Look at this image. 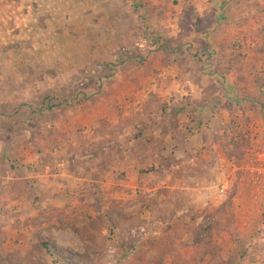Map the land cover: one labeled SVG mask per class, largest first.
Masks as SVG:
<instances>
[{"label": "rangeland", "instance_id": "1", "mask_svg": "<svg viewBox=\"0 0 264 264\" xmlns=\"http://www.w3.org/2000/svg\"><path fill=\"white\" fill-rule=\"evenodd\" d=\"M253 1L0 0V264H264V29L236 17ZM228 3L225 27L193 11ZM193 84L230 122L159 181L125 176L117 147L153 144Z\"/></svg>", "mask_w": 264, "mask_h": 264}, {"label": "crops", "instance_id": "2", "mask_svg": "<svg viewBox=\"0 0 264 264\" xmlns=\"http://www.w3.org/2000/svg\"><path fill=\"white\" fill-rule=\"evenodd\" d=\"M256 1L257 0H254L253 3L254 4L257 3ZM258 3H260V6H257L256 8H253L252 10H239L237 12L236 17H239L238 19L240 20V22L245 23V20L243 17L247 16L251 26L253 25L255 26V23L257 22L256 24L257 25L261 24L259 25V27L262 26V29H264V0H258ZM228 4L229 5H227V7H225L224 10L219 9V10H193V11L196 12L197 14H201L200 17H203L205 20L207 19L208 21L212 20V17L215 19L216 22L217 20L218 22L219 20H221L219 23L220 27H225L226 22L227 23L230 22L229 20L231 18V14L234 11V10H231L230 8L231 3H228ZM239 15H243L242 18ZM218 17L220 19H218ZM214 25H217V24H214ZM214 25L212 24L211 27L205 28V31H203V33H200L198 38L203 39L204 37V39H206L207 34L214 32V30L216 29V26ZM237 27L238 28H234V27L231 28V33H235L236 35L234 36L231 35L230 36L231 39L226 40V42L233 41L234 38L237 40V38L239 37H240L239 39L242 42L244 39V35L240 36L239 31L246 30V28H247V32L250 31V28L248 27L241 28L240 25H237ZM189 38L192 39V35L189 36ZM214 45H216L217 47L219 44L214 43ZM198 47L199 49H203L201 45H199ZM213 48L215 49V46L210 48L209 44H206L207 51L208 50L210 51V49H213ZM218 57L219 55L215 56L212 60L217 62ZM189 64H190L189 68L191 70L192 69L195 70L196 66L191 62ZM198 75L200 74H197L196 78L201 77ZM207 79H208L207 76L203 77L202 84H209L211 85V87H213L212 85H216V84L218 85V83L215 81L216 79L215 76L212 77V79L214 80L213 84L210 83ZM228 79H229L228 84L232 85L233 79L230 77ZM231 90H232L231 88H227L225 92L227 91L231 93ZM206 92L207 91L204 90L202 85H197V84H193V86H189V87L184 86L181 89V91L180 90L177 91L176 93L181 94V100L183 99L184 95L189 94V95H192V97L195 96L196 99L197 98L199 99V102H197L198 105L196 104V99H195L192 102L193 106H190V104L186 101L182 105V107L187 109V111H185L184 109L181 110L179 108H176V109L173 108V110L171 108V110L165 113L161 111V113L164 115L165 123L158 130L149 132L150 134L151 132L154 133L153 136H155L154 138L155 141L153 142V144H148V143L146 144L144 142L145 140H142V144L139 143L138 144L139 147H135V149L132 150V153H130L125 149L127 148L126 143L121 142L124 140H119V143L121 142L120 144H122L121 147L120 146L117 147V153H116V156L119 160V164L121 166L119 170L125 173V176L126 175L134 176L136 180L139 181L140 183L148 179L159 181V179H157L156 176H159L161 178L163 177V174L165 175L167 174V169L165 167L166 166L165 164H167V161L169 159H175V158L179 159V158H184V157L189 158V155L191 153L187 152L186 150L188 149V146L191 145L193 141H195V139L205 142L204 143L205 145L203 144L204 145L203 147H207L209 141H211L210 140L211 137L213 136L212 135L213 127H215L216 125L218 126L219 124H227L230 121L226 119V112H223L225 110L223 108L224 107L223 104L218 105V102H220L221 99H217L216 95H214V97H209V96L205 97L204 101L201 100L203 93L207 95ZM173 93H175V90L166 91V95L173 94ZM211 94L212 93L210 92L209 95ZM207 98L210 99V101H206ZM215 105H217V109H214L217 111L216 112L217 115L215 116L214 119H212L210 117V112L212 111L213 106ZM223 119H224V122H223ZM166 123H169V124H166ZM207 151H205L204 154H206ZM130 156H133L135 160L133 167L131 164H129L130 166H127V163H126V160L129 159ZM190 157L192 158V156ZM147 165H151L152 167L155 166L156 167L155 172L149 175H146L144 169ZM155 187L157 188L158 185H156ZM156 190L157 189H152V191H156Z\"/></svg>", "mask_w": 264, "mask_h": 264}, {"label": "built area", "instance_id": "3", "mask_svg": "<svg viewBox=\"0 0 264 264\" xmlns=\"http://www.w3.org/2000/svg\"><path fill=\"white\" fill-rule=\"evenodd\" d=\"M249 174L252 175L257 180H262L264 178V168H253L250 169ZM236 176L231 174L228 176L224 182L218 187L217 194L221 197L227 196L232 192V189L236 185Z\"/></svg>", "mask_w": 264, "mask_h": 264}]
</instances>
